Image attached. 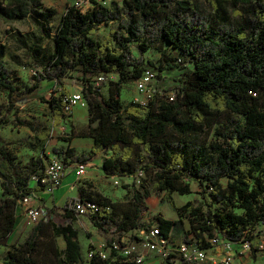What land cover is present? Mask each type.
<instances>
[{"label":"trees","instance_id":"1","mask_svg":"<svg viewBox=\"0 0 264 264\" xmlns=\"http://www.w3.org/2000/svg\"><path fill=\"white\" fill-rule=\"evenodd\" d=\"M202 1L209 9H203L198 0H122L120 8L98 5L85 12L68 4L52 31L46 21L57 11L42 0H0L1 19H29L41 31L28 46L32 61L27 66L34 69V84L29 87L19 83L20 77L5 60L6 45L0 43V92L7 95V102L0 105V128L13 124L41 130L34 139L47 141L50 131L21 117L18 103L45 80L52 81L54 87L61 85L44 99L57 125L66 117L62 96L69 92L63 79L75 72L82 82L79 88L88 111L87 134L93 144L87 154L76 155L69 146L54 149L64 166L88 164L92 156L103 152L100 169L104 176L135 178L144 173L152 179L151 189L164 191L161 203L189 220L193 237L186 242L194 240L206 248L208 239L219 234L234 243L248 241L251 253L257 254L259 229L264 225V0ZM112 21H117V28L94 40L96 30ZM51 32L53 52L49 53L42 45L52 37ZM160 44L178 50L181 56L162 50L159 72L186 69L185 80L170 89L175 92L174 99L169 100L168 90H162L145 104L131 101L123 107L121 84L151 69L147 64L153 63L143 54ZM101 73L118 75L117 81L110 83L107 97L94 84ZM219 117H224L221 127L214 129L219 141L206 145L200 136ZM47 163L43 157H32L23 164L0 135V243L13 232L19 200L27 195L38 197L48 188L41 181L31 182ZM190 180L198 184L203 204L187 201L176 205L172 193H189ZM139 185L142 191L135 190L126 201L84 194L82 189L72 201L90 200L103 207L89 216L99 230H105L113 214L119 216L118 230H138L144 226L140 220L142 201L150 192L145 179ZM53 215L65 222L56 224ZM74 220L69 203L48 207L47 215L32 227L22 244L9 250L3 264H48L50 248L55 264L80 263ZM175 224V220L157 218L164 237H169ZM59 236L64 241L62 253L55 245ZM42 247L45 257L40 259ZM178 259L174 253L167 257L169 263ZM91 262L108 264L97 256Z\"/></svg>","mask_w":264,"mask_h":264},{"label":"rangeland","instance_id":"2","mask_svg":"<svg viewBox=\"0 0 264 264\" xmlns=\"http://www.w3.org/2000/svg\"><path fill=\"white\" fill-rule=\"evenodd\" d=\"M43 3L48 7H55L56 13L49 17L47 20L48 27L53 31L55 26L59 22L60 18V0H42ZM203 9H209L202 0H198ZM50 3H53L52 6H49ZM106 6L112 8H120L122 6V0H107ZM117 21H112L107 25H101L96 32L92 35L93 39L99 41L103 39L112 29L117 28ZM41 33L40 29L35 25L32 20H20L14 22H6L0 18V43L5 42L7 47V56L6 61L13 71L20 77L19 83L24 87H29L34 84L33 72L27 67L24 60L29 56L28 46L32 41ZM21 41V48H17L14 40ZM50 41H48V45ZM165 50L168 54L173 56H181L178 50L171 49L165 44L156 45L150 50L143 54V57L147 61H151L153 65H148L151 71L155 75V80L153 84L159 90H168L174 89L176 85L182 83L185 80L186 76L183 75V72L186 70L183 67H177L172 70H164L159 72L157 67L161 65V51ZM132 53L135 57L139 56V52L132 47ZM17 60L20 61L17 63ZM183 65V64H182ZM25 66V67H24ZM189 67V64H186ZM118 79V75L111 73L107 75V79L99 84V91L107 97L109 94V87L111 82H115ZM63 83L70 91H78L82 82L78 79V76L75 72H71L68 77L63 79ZM61 85H56L55 87L51 82L43 81L39 88L35 89L31 93H27L23 96L22 100L18 103L20 106L19 115L23 118H27L33 121L35 124H39L46 128H50L53 131V138L48 141L46 147L44 144L40 145L39 148L35 149L37 158L43 157L47 163L49 158L57 155L55 148L57 147L61 139H67V136H74L81 131H83L84 124L81 123L80 126H74L70 119L68 123L61 124L60 127L53 128V118L51 109L47 102H44V99H49L53 94V89H60ZM82 94V92H81ZM119 98L121 99L123 107H125L129 102L136 101L140 98L139 93L135 88L133 81L126 82L121 84L119 91ZM7 102V95L5 92H0V105ZM83 105L86 106L85 101L83 100ZM224 117H219L212 125L210 129L205 130L201 134V140L208 145L210 142L219 141L214 134V129L221 127ZM31 129L28 127L15 126L13 124L6 125L0 128V135L3 141L12 149L18 156V159L23 163L32 157V149L27 145L31 141ZM49 148V153L45 149ZM66 149V148H65ZM43 155V156H42ZM105 154L101 153L99 157H104ZM96 160L94 164L95 168L86 171L85 176L81 178H76L73 176V186L65 195L60 196L59 191L47 193L46 198L47 204L49 207H58L61 208L65 203H70L72 199H78L79 190L82 189L84 194H99L102 197H106L111 201H126L131 198L135 190L142 191V187L139 185L140 180L145 179L147 188L150 189L149 194L143 198L141 205V222L144 226L138 230L130 229L127 231H122L117 229V223L119 221V216L113 214L109 220L105 223V230L97 229L91 222L90 217L83 216L79 221L74 220L73 225L78 230V239L81 246L82 260L77 264H92L91 259L93 256L100 257L98 252H103L106 257L101 258L108 260V264H134L133 259H122L119 256L114 255L110 252V242L113 239L119 237V234L124 235L126 238L132 235L135 237V240H139L141 232L143 230H148L151 227L157 226V218L159 216L164 218H169L176 221L174 228L172 229L165 245L162 248L148 249L144 246L143 242H138V252L144 255V260L140 264H169L168 260L164 256L165 254H171L172 247L179 244L182 241L189 240L193 237V233L190 228V223L188 218H180L176 212L171 210L165 203H161V197L164 194V191H159L156 189H151L152 179L150 176L145 175L144 173L140 174L135 178H107L103 176L98 170L99 160ZM70 169H68V172ZM0 181L2 179L0 178ZM225 184L226 179L221 180ZM190 192L187 194H179L178 192H173L172 197L176 205L180 206L187 201H191L195 205H202V197L200 195V188L195 181L190 180ZM66 190V191H67ZM2 187L0 184V197H1ZM40 194H38L37 200ZM41 197V196H40ZM42 200V199H41ZM204 208V206H203ZM53 222L56 224H62L65 220L57 215H53ZM34 224L30 223L25 217H21L19 224L16 227V230L13 231L10 238L5 239L0 243V255L2 259L6 256L11 248L22 244L27 236L29 235ZM126 240V239H124ZM134 240V239H132ZM55 245L59 251L62 253L64 248V241L59 236L55 240ZM44 248L40 249L38 253V258L45 257ZM51 252V260H48V264H55L56 257ZM49 255V254H48ZM50 256V255H49ZM248 256L249 261L241 262V264H264V252L257 254L245 253L243 255H238L237 257ZM98 259V258H96ZM252 263L250 262L251 260ZM99 261V259H98ZM210 264V263H209ZM233 264H237V261L234 260Z\"/></svg>","mask_w":264,"mask_h":264},{"label":"built area","instance_id":"3","mask_svg":"<svg viewBox=\"0 0 264 264\" xmlns=\"http://www.w3.org/2000/svg\"><path fill=\"white\" fill-rule=\"evenodd\" d=\"M107 0H74L70 3L80 12H85L95 6H106ZM107 79L106 74H99L95 77L94 84L99 86L100 83ZM155 75L151 70H144L142 75L134 80L135 88L139 93L140 98L136 101L145 104L151 97V95L157 91L162 92L155 87L153 81ZM166 96L169 100H173L175 97L174 91H167ZM83 95L81 92H69L62 96L63 112L66 117L71 116L75 106L83 104ZM66 167L63 160L58 156H53L46 164V167L41 175H33L32 183L41 181L46 183L48 188L45 191L53 192V190L61 183L62 175ZM87 171V164L74 163L73 174L76 178H81ZM37 197L33 195H27L19 200L18 207L23 217L28 219L32 224L38 223L42 218L47 215L48 206L39 204L36 202ZM69 208L74 211L75 220L79 221L83 216H90L97 213L103 207L98 203L90 200H75L69 203ZM126 239V240H124ZM134 239V240H132ZM130 235L125 237L119 234V237L113 239L110 242V252L119 257H125V259H133L135 263H142L144 255L138 252V245L136 241L143 242L144 246L148 249L162 248L165 245L168 237H164L158 227H151L148 230H143L139 237V240ZM209 246L206 248L200 247L196 241L191 240L189 242L182 241L179 244L172 247L170 253H174L180 257V259L173 261L169 264H233L235 257L243 255L245 253H251L252 248L248 241L240 243H234L230 240L223 238L219 234H214L208 239ZM256 253L264 252V225L260 226L259 239L256 245ZM98 255L101 258H105L106 255L99 251ZM167 259L169 254L164 255ZM0 264H3V259L0 255Z\"/></svg>","mask_w":264,"mask_h":264},{"label":"crops","instance_id":"4","mask_svg":"<svg viewBox=\"0 0 264 264\" xmlns=\"http://www.w3.org/2000/svg\"><path fill=\"white\" fill-rule=\"evenodd\" d=\"M73 1H74V0H60V5H61L60 16H61V14L64 12L66 5L70 4V3L73 2ZM52 5H53V3H50L49 6H52ZM54 9H55V7H54ZM51 33H52V37L49 38V39H47V40L43 43V45H42V47L44 48V51L46 50V51H48L49 53H52V52H53V32H51ZM39 35H40V34H39ZM39 35H38L37 37H39ZM48 41H50V44H49V45H48ZM14 42H15L17 48H21L20 40L16 39V40H14ZM3 44H5V42H3ZM44 51H43V53H44ZM6 56H7V47H6L5 60H6ZM31 61H32L31 56H28V57L24 60V62H26V65H27V63H30ZM19 62H20V61L17 60V63H19ZM7 63H8V62H7ZM9 64H10V63H8V65H9ZM9 67H10V66H9ZM24 67H25V66H24ZM27 67H28V68L33 72V74H34V69H33L32 67H29V66H27ZM10 68L13 69L12 67H10ZM45 81H47V80H45ZM48 82H51V84H53L52 81H48ZM67 90H68V92H70V93L72 92V91H70L69 89H67ZM74 92H75V91H74ZM52 118H53V116H52ZM68 119H70L71 122H72V123L74 124V126H76V127H77V126H80L81 123L84 124V128H85V129H84L83 131H81L80 133L74 135V136H71V135L67 136V137L70 138L69 140L61 139V140L59 141V144L57 145V147H60V149H63V150H65V148H67L68 146H69V147H72V148L75 149L76 155H79V154H81V153H86V154L89 153V151H90V149H91V147H92V144H93V139H92L91 136H89V135L87 134V129H88V111H87L86 106L83 105V104H80V105L75 106L74 109H73V111H72L71 116H68V117H62L57 125H54L53 122H52V124H53V128L60 127L61 124H63V123H68ZM36 125H39V124H36ZM21 127H26V126H21ZM28 128H29V127H28ZM29 129H31V128H29ZM47 129L50 131V133H51V137H50L47 141H45L44 143L36 142V140L34 139L35 135H36V134H39V133L41 132V130H40V131H33V130L31 129V131H32V132H31V136H32V138H31V141L27 143V145H28V147H29L30 149H32V152H33L32 157H36L37 154H38V153L36 152L35 149L39 148V146L42 145V144H44L45 147H46L48 141H50V140L53 138V131H52L50 128H47ZM31 143H34L35 145H37L36 148H33V146H31V145H32ZM55 149H58V148H55ZM45 150H46V152L49 153V148H47V149H45ZM101 153H103V152H100V153H98L97 155L92 156L90 162L87 164V171L90 170L89 172H91V170H93V168H95V167H94V166H95L94 164H96V160H95V159H97V157H99V155H100ZM42 156H43V155H42ZM55 156H56V155H55ZM32 157H30V158H32ZM49 160H50V158H49ZM98 160H99V162H100L99 165H101L102 157H99ZM74 163H75V162L70 163L69 166L66 167V169H65V171H64V173H63V174L65 175V177H64L63 179H61V183H60L59 187H57V188H55V189L53 190V192L59 191L58 193H59L60 196L65 195V194L71 189V187L73 186V176H74V174H73V167H74ZM68 169H70L69 172H68ZM98 170H99L100 173L104 176V174H103L102 170L100 169V167H99ZM84 176H85V175H84ZM105 177H106V176H105ZM107 178H110V179H111L112 177H107ZM113 178H132V177H125V176H124V177H122V176L118 177V176H116V177H113ZM1 182H2V181H0V184H1ZM1 187H2V186H1ZM67 189H69V190H67ZM66 190H67V191H66ZM46 193H47L46 191H41V192H39L38 194H40V196H41V197L39 196V198H41L42 200H41V199H38L36 202L39 203V204H44V205L48 206V204H47V202H46L47 199H44V198H46V195H45ZM2 197H3V188H2V192H1V197H0V199H1ZM48 207H49V206H48ZM21 217L23 218V215L21 214L20 209H19V207L17 206V208H16V221H15V224H14V229H13V231L16 230V227H17V225L19 224V222H20V220H21ZM12 233H13V232H12ZM12 233L9 234V236H8L7 238H10L11 235H12ZM234 260L237 261V264H241V262H247V261H249L248 256H245L244 258H243V257H235ZM250 260H251V259H250ZM250 262L252 263L253 261L251 260ZM252 264H253V263H252Z\"/></svg>","mask_w":264,"mask_h":264},{"label":"bare ground","instance_id":"5","mask_svg":"<svg viewBox=\"0 0 264 264\" xmlns=\"http://www.w3.org/2000/svg\"><path fill=\"white\" fill-rule=\"evenodd\" d=\"M81 92V91H80Z\"/></svg>","mask_w":264,"mask_h":264}]
</instances>
